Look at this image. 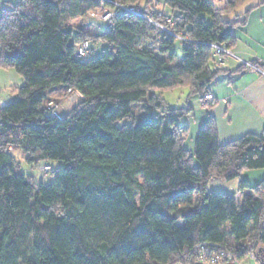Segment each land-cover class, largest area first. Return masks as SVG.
I'll return each instance as SVG.
<instances>
[{
	"label": "trees",
	"instance_id": "obj_1",
	"mask_svg": "<svg viewBox=\"0 0 264 264\" xmlns=\"http://www.w3.org/2000/svg\"><path fill=\"white\" fill-rule=\"evenodd\" d=\"M245 1L216 9L208 0H165L167 10H157L152 0H14L1 10L0 69L23 84L0 108V264H196L200 245L264 264V184L240 182L238 192L250 191L240 206L234 194L206 190L211 179L264 168V128L219 145L208 119L190 156L188 128L176 119L190 108L152 114L165 104L161 93L178 87L204 107L214 103L204 96L223 70L211 47L229 50L238 23L227 17ZM102 9L111 19L94 36L69 26ZM92 42L107 50L83 61ZM56 88L82 95L60 120L45 106ZM143 100L142 121L123 125ZM15 152L28 165H64L51 184H36Z\"/></svg>",
	"mask_w": 264,
	"mask_h": 264
},
{
	"label": "crops",
	"instance_id": "obj_2",
	"mask_svg": "<svg viewBox=\"0 0 264 264\" xmlns=\"http://www.w3.org/2000/svg\"><path fill=\"white\" fill-rule=\"evenodd\" d=\"M9 2L14 0H0V12ZM227 20L237 21L238 24L232 30L229 55L220 67L223 71L209 86L208 94L212 96L214 103L204 107L197 98L192 99L193 106L188 107L190 113L186 115V128L191 140L208 119H212L214 123L219 145H225L247 134L259 136L264 128V0H246ZM246 64H254L255 68H248ZM2 70L4 69H0V73ZM2 74L6 76L5 71ZM14 100L15 98L0 96V108ZM214 180L218 179L208 182L207 191ZM232 182L234 188L240 182L246 183L250 189L255 188L264 184V168L244 171L239 179ZM249 194V190L237 192L240 199L239 203L236 202L237 205L240 206L242 198ZM242 263L254 264L249 259Z\"/></svg>",
	"mask_w": 264,
	"mask_h": 264
},
{
	"label": "rangeland",
	"instance_id": "obj_3",
	"mask_svg": "<svg viewBox=\"0 0 264 264\" xmlns=\"http://www.w3.org/2000/svg\"><path fill=\"white\" fill-rule=\"evenodd\" d=\"M153 3H155L157 10H164L165 8V0H152ZM209 3L213 6V8H221L225 6V0H208ZM167 10V9H166ZM110 13V18L104 17L105 14ZM111 19V12L106 9H102L99 12H89L85 16L79 18V19H73L71 22H69V26L74 29V33L82 32H88L91 33V36H94V34L98 33L99 31H102L105 25L108 24V22ZM156 28V27H155ZM161 31V29H160ZM166 31H169V29H166ZM162 32V31H161ZM165 33V32H164ZM88 37H80V40L89 38ZM177 40H180L182 42H186L185 39L181 38L180 36H175ZM91 38V37H90ZM79 40V41H80ZM174 49L176 51L177 57L172 62L174 65H178L181 62L182 58V50L181 46L178 42H175ZM214 51L216 50L214 47H211ZM107 50V45L97 44L95 42L90 43V53L89 55L83 60L90 59H98L101 57ZM214 55H217L215 52ZM216 57V56H215ZM226 57V56H225ZM223 58V57H222ZM224 59V58H223ZM5 71L6 76L2 74ZM2 73H0V96L4 98L13 99L15 98V90L19 88L23 84L22 78L16 74V72L12 69L2 70ZM69 90H65L62 88H57L56 90H51L48 93V101L46 102L45 106H48V109L50 112H55L58 114L59 117H63L65 115L70 114V112L77 106L79 103V98L74 97L71 95ZM153 91L149 92V95H151ZM51 95V97H50ZM161 99L164 100L165 104L160 109H155L153 111V115H160L168 114V110L166 108L171 109H180V108H188L192 107V99H197V97H191L189 96V91L186 87H178L174 88L168 91H164L160 95ZM147 99V98H146ZM147 100L141 101L136 106L134 105L132 107L133 117H130L128 120L124 121L123 125H128L129 122H134L135 124H139L142 121V113L144 109V102ZM54 106L58 107L55 108ZM177 125L181 127H186L188 123V117L187 116H178L177 118ZM192 131V130H191ZM196 136V135H195ZM184 146L186 150L189 152V155H193V148H194V138L191 140L190 137L185 141ZM192 149V150H191ZM191 150V151H189ZM13 157L15 161L18 164V167L20 169V172L30 178L34 183H42L44 185L51 184L54 180V175L58 169L63 168V162L61 161H48V162H35L32 165H28L24 157L21 155L20 152L13 153ZM192 165L196 166L197 162L195 160L192 161ZM234 181V180H233ZM234 182H222L219 180L212 181V184L209 186L210 193H223L228 192L226 194H237L238 187L234 188ZM236 197V202L239 203L240 199H238V195ZM194 207V206H193ZM245 264V263H242Z\"/></svg>",
	"mask_w": 264,
	"mask_h": 264
},
{
	"label": "built area",
	"instance_id": "obj_4",
	"mask_svg": "<svg viewBox=\"0 0 264 264\" xmlns=\"http://www.w3.org/2000/svg\"><path fill=\"white\" fill-rule=\"evenodd\" d=\"M123 9H125V8H123ZM126 11L133 12V9H126ZM104 17L109 19L110 13L105 14ZM150 23H152V22L150 21ZM166 23L169 24L170 20H166ZM152 24H154L156 28L161 29L162 32L170 34L169 31H166V29L160 27L159 25H157L155 23H152ZM214 48L216 49L215 52L220 57L225 58V56L229 55V51L225 47L214 46ZM87 49H88V44L86 42H84L83 44H81L77 48L76 57L77 58L84 57ZM223 58H221V60H219L220 65H222V63H223V60H222ZM246 67L255 68V66L252 64H246ZM68 92L71 95H73L74 97L82 99V95L78 91L69 90ZM204 101H206V102L212 101L211 103H213V98L210 95H206V96H204ZM48 116L50 118L56 119V120L61 119V117H59L58 114L55 112L49 111ZM194 256H195V258H194L195 262L199 263V264H228V263L241 264L233 258L232 254L228 250H225L223 248H218L214 245H212V246H208V245L198 246L195 250ZM247 259L253 261L254 264H257V262L255 261L254 255L248 256Z\"/></svg>",
	"mask_w": 264,
	"mask_h": 264
},
{
	"label": "water",
	"instance_id": "obj_5",
	"mask_svg": "<svg viewBox=\"0 0 264 264\" xmlns=\"http://www.w3.org/2000/svg\"><path fill=\"white\" fill-rule=\"evenodd\" d=\"M196 264H199V263H196ZM228 264H232V263H228Z\"/></svg>",
	"mask_w": 264,
	"mask_h": 264
}]
</instances>
